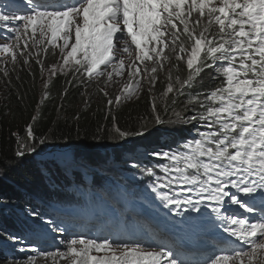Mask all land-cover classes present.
I'll return each instance as SVG.
<instances>
[{"label": "snow or ice", "instance_id": "6c2138e0", "mask_svg": "<svg viewBox=\"0 0 264 264\" xmlns=\"http://www.w3.org/2000/svg\"><path fill=\"white\" fill-rule=\"evenodd\" d=\"M26 7V15H0V21L23 22V33L27 35L31 29L34 43L47 38L48 45L59 48L62 63L53 65L50 75L72 68L83 70L88 77L106 74L111 80L126 67L117 53L131 56L133 45L135 60L141 63L161 62L162 67V61L168 59L167 48L177 61L186 59L187 76L177 77L179 87L170 82L166 91L187 96L185 109L194 114L184 117V122H199L207 130L198 128L196 137L184 138L177 151L162 153L169 163L154 166L162 175H156L153 167L146 169L156 177L152 191L166 208L191 211L199 204L214 202L211 211L223 232L240 242L239 247L215 249L197 264H264V0H28ZM177 22L183 26L182 32ZM10 31L15 33L16 43L0 44V50L16 61L18 54L24 55L28 42L19 49L21 30ZM37 32L39 40L34 39ZM205 69H215L220 85L208 92L187 91ZM127 70L130 78L141 74V68L132 63ZM156 72L153 66L152 85ZM135 90L131 81L121 89L129 95ZM115 99L119 102L121 95ZM116 131L121 137L128 135ZM27 135L34 139L31 127ZM27 151L34 149L28 147ZM24 154L23 150L16 153ZM181 194L183 199H177ZM62 244L65 251L57 248L43 255L68 258L70 264H187L181 255L182 244L169 247L154 241L84 234Z\"/></svg>", "mask_w": 264, "mask_h": 264}, {"label": "trees", "instance_id": "16d2710c", "mask_svg": "<svg viewBox=\"0 0 264 264\" xmlns=\"http://www.w3.org/2000/svg\"><path fill=\"white\" fill-rule=\"evenodd\" d=\"M178 28L182 32L183 26ZM46 44L35 45L29 55L17 57L14 67L0 63V75H5L2 69L7 71L1 77L6 89L0 97V264H29L30 260L36 264L35 236L52 234L49 228L42 229L43 215L60 221L59 215L72 209L84 218L81 211L103 213L140 198L152 182L146 169L164 159L162 153L175 152L184 138L196 137L198 128L203 127L199 122H184V117L194 113L185 109L187 96L176 97L166 91L170 82L179 87L172 77L156 81V92L144 93L146 86L139 88L137 96L110 105L107 112L105 101L88 98L83 70L68 68L55 75L44 72L46 67L61 64L59 54L50 56L52 48ZM180 62L185 65V60ZM185 70H177L176 78H185ZM43 76L47 79L40 90ZM215 76V69H205L187 91L214 90L221 83ZM171 124L174 127H169ZM29 127L34 139L27 135ZM117 128L128 135L119 136ZM28 147L34 151H27ZM138 149L145 152V160L138 157L126 164L130 161L124 159ZM19 150L25 154L16 155ZM151 153L155 156H149ZM78 164L86 167L66 173L65 168ZM109 164L118 168H109ZM62 227H72L71 220ZM25 235L34 246L25 251L8 249L6 243L13 237L20 240Z\"/></svg>", "mask_w": 264, "mask_h": 264}, {"label": "rangeland", "instance_id": "374dc122", "mask_svg": "<svg viewBox=\"0 0 264 264\" xmlns=\"http://www.w3.org/2000/svg\"><path fill=\"white\" fill-rule=\"evenodd\" d=\"M7 24H11L14 27L16 25H21L20 29L22 30L21 31L22 35H21V41L19 43V49H23L24 48V41L25 40H27V42H28V48L26 49L27 51L32 46H33V48H35L36 46H34V45L40 46L43 43H45V44L47 43V38H45L43 43H38V44L34 43V41L31 40V39H33L32 38V33H31V29H29L27 35H25L23 33V25L21 24V22H13V21H11V22H9ZM7 24L4 21H2L1 22L2 28H5ZM5 30H7V28H5L4 30H2L0 32V34H2L4 36V37H0V42H3L4 40H6V41H8L11 44H15L16 43V39L14 38L15 33L13 31L9 30L11 32V34H10L11 38L5 39V35H6ZM35 37H36L37 40L40 39L39 32H37ZM8 42H4V43H8ZM57 43L62 44V41H57ZM49 46L52 48L50 50V56L54 57V55L55 54L58 55V53L62 56V54L60 53L59 48H54L52 45H49ZM19 49H14V50L19 52ZM28 53L23 55V56L18 54L17 57L23 58L24 56L28 55ZM172 54H174V53L170 50V48L165 49V55L166 56L167 55H172ZM8 56L9 57H8L7 60L6 59H2L3 63H9V65L11 64L12 67L16 66V64H14V63H16V61H12L11 55H8ZM117 57L118 58H122L124 60V62H125V65H126V67H125V69L123 71V74L121 76H119V77L114 75L111 80H108L106 74L104 76L88 77L87 74L84 73L85 78L89 79V81H87L88 89L86 91L88 93V98L93 100L94 102H96V101H105L106 102V106L108 107L107 108V112H109V109H110V105L108 103V101L110 99L112 100V104H117L118 103L116 101V99H115V97L117 95H121V100L119 102H125V101H130L128 99L133 98L134 95L137 96V90L139 88H143V87L146 86V90L147 89L149 90L150 87L152 86V84L150 83V76H151L150 69L153 66L157 67V72L155 74L156 75V81H160L163 73L167 70L166 60L162 61V64H163L162 67L160 66L161 62L154 63L153 61L145 60L143 63H141L139 61H136L135 60V46L134 45L132 46V49H131V56H129L128 53H123L122 55H121V53H117ZM59 63H62V58H61V61ZM130 63H132L135 66L141 68V74H140L139 77H131V78L129 77L128 70H127V65L130 64ZM51 68H52V66L46 67L44 69V72L46 74H50ZM9 69H11V67ZM145 69H148L149 71L145 72ZM108 70L110 71L111 69H108ZM2 71H4V70L2 69ZM1 77H5V75H0V97L2 98L4 96V93H5L4 91L6 89V87H5V83L6 82ZM171 77L174 79L176 77V73L173 72ZM46 79H47V76H43L42 79L40 78V83H39L40 90H42V88L44 87V85L46 83V81H45ZM137 80H139V86L138 87H136ZM130 81H131L132 86L135 87L136 90L130 95L122 93L121 89L124 87V85L129 84ZM101 89H103V91H101ZM146 90H145V92H146ZM112 104H111V106H112ZM21 138H23V140H22V143H23L24 142V137L21 136ZM74 168H77L78 170H80L81 168H84V166L82 164H78L76 167L75 166H71V167L65 168V171H66V173H69L70 170H73ZM150 201H153V200L151 199ZM55 221H56V223H53V221H50L51 222V228L50 229H51L52 232H54V235H57L59 237L58 239H56L57 243L59 244V247H60L59 249L61 251H65L66 249H65L64 245L62 244V242L67 239L68 235H67V233H63L62 232V230L60 228V223H57L59 221L58 218ZM43 223H45L44 220H43ZM45 224L48 225L47 223H45ZM57 226H59V227H57ZM75 235H71V236L73 237ZM50 240L53 241L54 239L50 238ZM25 241H27V240H22V242H19V250L25 251L27 248L31 247V244H27ZM40 244H41V242H40ZM38 256H39V259L36 260V264H70V261H69L68 258H60L59 256L53 258L51 256H45V255H41V256L38 255Z\"/></svg>", "mask_w": 264, "mask_h": 264}, {"label": "bare ground", "instance_id": "6f19581e", "mask_svg": "<svg viewBox=\"0 0 264 264\" xmlns=\"http://www.w3.org/2000/svg\"><path fill=\"white\" fill-rule=\"evenodd\" d=\"M24 10L27 12V7L25 6L24 7ZM25 15V14H24ZM15 22H17V21H15ZM21 24L23 25V22H21ZM17 27V25L14 27L13 25H11V24H7L6 25V27L5 28H7V31H6V35H5V39H8V38H11L10 36H9V30L10 29H15ZM5 28H3L2 30H4ZM21 30V29H20ZM22 31V30H21ZM20 34L22 35V32H20ZM14 38H15V36H14ZM4 42H8V41H6V40H4L3 42H0V44H3ZM9 43V42H8ZM2 56H6L4 53H3V51L2 50H0V58H2ZM63 146V145H62ZM124 160H127V161H130L131 159H124ZM73 166V165H72ZM5 207V206H4ZM5 209H7V208H5ZM114 213H118V214H116V215H119V217L121 216L120 215V213H119V207H116V208H110V209H108L106 212H103V213H100V214H98L97 216H101V218H104V219H106V220H108V221H111V220H113L114 221V219H116V218H113V217H115L116 215H114V216H108V215H111V214H114ZM42 219L45 221V223H47L48 224V227L47 228H51V222L50 221H53L54 223H56V217L53 219H49V218H47V217H45L44 215L42 216ZM60 219H61V217H60ZM118 220H120V218H117ZM118 220H117V222H118ZM57 223H60L59 221L57 222ZM75 223V222H74ZM83 224H86L87 226H84V227H88V223H83ZM50 225V226H49ZM84 227H77V228H81V229H85ZM94 225H93V227H89V228H92V229H94ZM42 228H43V226H42ZM61 229H63V227H60ZM157 228V229H156ZM155 228V230H154V228L153 229H151V232L149 233V236H147L148 238H142L143 239V241L145 242V241H148L147 239H150L152 236H150V235H153L154 236V234H152L153 232L155 233V232H159V233H164V231L160 228V227H156ZM95 229H97V228H95ZM129 229H130V226H129ZM132 229V228H131ZM51 230V229H50ZM123 230H125V233H127V237H129V240H137V239H134V236L131 234V232H130V230H128V226L127 227H125ZM127 230V231H126ZM96 231V230H95ZM97 231H100V230H98L97 229ZM111 231H113V230H111ZM65 233H67V231L65 232ZM150 237V238H149ZM144 239H146V240H144ZM22 240H27L28 242H29V239H27V235H25V237L23 238V237H20V240H16V239H14L13 241H11L10 242V244H9V248L8 249H11V247H14V248H16L18 251H21V250H19V242H22ZM138 240H140V239H138ZM49 241H51V240H49ZM140 241H142V240H140ZM8 243V242H7ZM6 243V244H7ZM57 243V242H56ZM146 243V242H145ZM5 244V245H6ZM51 244H49L48 246H50ZM50 250V249H49ZM207 257H209V255H207ZM206 257V258H207Z\"/></svg>", "mask_w": 264, "mask_h": 264}]
</instances>
